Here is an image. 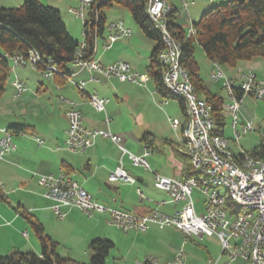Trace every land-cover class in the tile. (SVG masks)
I'll return each instance as SVG.
<instances>
[{"label":"crops","instance_id":"1","mask_svg":"<svg viewBox=\"0 0 264 264\" xmlns=\"http://www.w3.org/2000/svg\"><path fill=\"white\" fill-rule=\"evenodd\" d=\"M203 1L191 0L190 3L191 6H199ZM208 1L215 3L216 0ZM170 4L173 6V12L176 10L175 23L182 27L178 8L172 2ZM0 8L5 6L0 3ZM185 20L189 21V18ZM67 30L76 40L77 36L73 37L68 27ZM183 30L186 32L184 28ZM81 37L83 41V30ZM134 39L132 34L130 39L116 42L109 50L104 48V41L101 39L97 44L94 59L105 67L123 61L128 63L133 71L149 76L148 67L155 42L151 47L150 57H144L148 44L144 45L142 39L140 43ZM144 63L145 72H142L140 68ZM206 65L205 73L210 75L214 64L209 61ZM224 67H227L224 74L237 85L243 73L251 72L258 80L264 79V61L259 59L239 62L235 67L221 66L222 71ZM202 69L203 67L200 68V76L204 81ZM16 78L23 81L27 88L18 99L13 98ZM73 82L85 84L84 94L87 97L97 95L108 99L106 112H97ZM204 82L212 93L220 95L219 91L223 90L222 82ZM61 97L76 104L82 114V124L85 128L90 131L110 132L121 138L124 151L110 139L101 136L83 153L67 150L65 143L68 107L60 101ZM174 120L181 124L177 130L172 126ZM184 122L180 99L161 95L151 77L146 87H139L114 77L108 78L74 62L67 66V76L54 77L52 80L44 79L41 72L31 66L11 70L7 89L0 103V130L18 127L25 128L26 131L12 136L15 149L4 160H0V256H8L14 252L41 255L40 241L33 233L32 223L25 216L27 214L32 221L42 224L47 236L58 244L59 256L61 241L49 232L48 226L50 221L55 222L54 217L61 222L56 224L60 228L73 223L76 228L85 224L88 232L84 235L83 242L86 244L96 239H113L110 236L112 230L113 235H122L116 232V227L109 224L108 217L104 214L88 217L79 209L73 208L66 209L67 216L59 219L51 209L53 202L45 197V190L38 183L41 176H58L63 173L87 191L94 201L113 209L137 215H144L153 210L168 215L179 211L184 204L171 203L169 195L158 190L154 184L155 174L178 180L188 178L191 161L181 152ZM146 152H149L146 161L150 171L133 165L129 158V154L142 157ZM120 165L135 179V183H109L110 173ZM138 191L143 194V198ZM196 191L204 197L201 209H198L195 201L196 211L203 214L205 196ZM162 202L166 204L162 205ZM155 228L159 227L150 225L145 233H130L149 235ZM130 233H123L124 241L130 240L126 237ZM139 241L138 237L137 243ZM116 242L113 240L114 248L117 246ZM144 257L152 258L149 255ZM144 259L136 258L134 264ZM173 259L174 257L165 263Z\"/></svg>","mask_w":264,"mask_h":264},{"label":"built area","instance_id":"2","mask_svg":"<svg viewBox=\"0 0 264 264\" xmlns=\"http://www.w3.org/2000/svg\"><path fill=\"white\" fill-rule=\"evenodd\" d=\"M96 1L80 0V8L72 9L71 13L76 18L82 20L84 25L88 20H92L94 16L98 18L97 13H94ZM180 6L182 10L188 13L189 2L187 0H181ZM146 7H149L152 18L161 27L164 9L173 6L168 0H146ZM90 13H94L92 19ZM103 29L102 38L98 34L94 35V53L101 39L104 41V48L109 50L116 42L130 39L133 34L132 30L123 21L106 22ZM86 49V34L83 31V41L80 43L74 59V63L78 66L97 71L108 78L114 77L121 82L131 83L139 87H146L150 81L149 76L133 71L131 66L123 61L105 67L95 60L94 56L84 60L82 58ZM9 58L14 59L16 68H20V65H28L34 69H38V66L43 61L36 52L34 58H28V60H19V54L10 56ZM164 63L166 66V79H168L169 84L171 87H175L176 94L185 96V100H188L189 108H193V126H186L184 122L183 132L195 135L196 148H189L188 144L181 142V152L183 154H197L199 164L206 166L218 178H226L236 189V194L243 203L264 207V168L252 169V173L250 174L235 172L231 166L223 162H215V155H212L211 149L207 148L206 130L208 111L198 101L192 100V96L187 88L186 76L185 74H181L175 65V45L173 42L172 53L164 54ZM38 70L46 80H52L57 73L56 68L50 67ZM211 79L216 82H222L224 91L227 84H234L233 95L239 96L240 105H231L230 95L225 96V103L223 105V114L225 117L229 116L233 118L232 126L234 129H236L238 115L246 98L251 97L255 101H264V79L258 80L253 73H251V80H244V73L239 77L238 84H244V91H237V84L228 77L222 76L216 69H213ZM84 86L83 82L75 83V87L83 93V97L89 99L91 106L97 112L105 113L109 100L97 95L87 97L84 94ZM14 88V99L20 98L24 91L27 90L25 83L19 78L15 79ZM237 92H240L241 95ZM60 101L68 107L66 110L68 130L66 132L67 138L65 143L67 150L73 153H83L94 145L98 136H101L110 139L124 151L121 146V138L112 135L110 132L88 130L82 124V114L76 108V104L64 97H61ZM172 126L175 129L176 126H181V124L179 121L174 120L172 121ZM252 131L254 130L251 123L244 124L242 134H248ZM235 136V141L239 142L241 136L237 131H235ZM261 136L264 139V131L261 132ZM227 142H229L228 139L220 136L219 148L227 150ZM14 149L15 146L11 134L0 136V160H4ZM147 155H149V152H146L142 157L129 154V158L133 165L150 171L146 161ZM244 157H252V155L244 151ZM192 173L193 176L184 180L171 179L160 174H155V186L157 189L166 192L170 197L171 203L184 204L173 215L164 214L158 210H153L144 215H137L104 206L94 201L87 191L63 173L58 176H41L38 183L39 185H44V195L53 202L51 209L59 219H64L67 216L66 209L75 208L82 211L88 217L96 214L107 215L109 224L123 233H145L149 230L150 225H156L160 229L175 228L185 235L186 238L195 237L203 239L215 237L219 241L222 250L221 255L217 260L208 261V264H234L236 262L243 264H264V217H260L258 224H246V217L231 216L230 212L223 205V202H220L218 190L207 187L202 178L196 176L195 170H192ZM108 181L111 184L135 183V179L127 173L122 165L110 173ZM196 190L205 196L203 214H199L196 211L195 200L193 199V193ZM138 193L141 198L144 197L140 191ZM161 204L165 205L166 202H162ZM251 225H258V233H251ZM251 237H258V246L257 248H253V260H246L245 247L246 243H250ZM136 264L161 263H158L153 258H145L142 261H137ZM164 264H187V254L182 250L172 261Z\"/></svg>","mask_w":264,"mask_h":264},{"label":"trees","instance_id":"3","mask_svg":"<svg viewBox=\"0 0 264 264\" xmlns=\"http://www.w3.org/2000/svg\"><path fill=\"white\" fill-rule=\"evenodd\" d=\"M115 3L126 8L144 36L155 42L148 74L161 95L166 98L175 97L163 81L166 67L159 56L165 43L147 13L146 0L98 2L94 9V13L100 9L98 18L94 16V19V13H90L93 19L83 25L87 49L82 59L87 60L94 56V35L98 34L102 38L107 22V17L101 10L113 7ZM175 13L176 10L168 15L167 28L171 37L181 45L180 63L189 72L197 95L212 105L215 134L224 137L225 98L212 93L202 80L200 66L195 58L196 48L201 47L206 58L220 67H235L239 62H251L255 59L264 61V0H230L214 7L198 23H194V37H186L183 28L175 23ZM80 43L69 35L61 12L43 6L39 0H25L19 8H0V103L7 89L10 71L13 70L10 56L19 54L27 58L30 52H36L43 60L38 69L54 66L57 70L54 77H64L67 76V66L74 62ZM26 66L28 65L24 67ZM237 93L241 95L240 92ZM180 101L184 110V103L181 99ZM24 130L26 131L25 128L18 127L7 129L12 136ZM246 153L264 163V139L262 138L259 147ZM234 157L238 159L240 155L234 154ZM191 176L192 168L187 177ZM25 216L32 223L40 241L41 255L14 252L8 256H0V264H81L59 256L58 244L45 234L42 224L32 221L29 214ZM113 248L114 244L110 241H92V258L89 264H106Z\"/></svg>","mask_w":264,"mask_h":264},{"label":"rangeland","instance_id":"4","mask_svg":"<svg viewBox=\"0 0 264 264\" xmlns=\"http://www.w3.org/2000/svg\"><path fill=\"white\" fill-rule=\"evenodd\" d=\"M25 0H0V3L5 6L6 9L19 8L23 5ZM40 3L45 7H51L59 10L61 12V17L64 23L67 25L68 29L71 31V34L77 36L76 40L82 42V30H83V21L76 18L74 14L71 13L72 9L80 8V0H39ZM189 2L188 12L185 13L180 7V0H169L174 6L178 8V13L180 15V24L187 31L191 28L193 23H198L200 18L206 14L208 11L213 9L216 6L227 3L230 0H216L215 3H210L208 0H204V3H199V6H191V0ZM107 17V21H123L128 25L132 32L134 40L138 43L141 42V39L144 45L148 44L144 57H150L151 47L154 45V42L145 37L139 26L133 20L130 12L119 4H114L110 8H102L101 10ZM189 18V21L185 19ZM193 27V26H192ZM77 34V35H75ZM140 41V42H139ZM150 48V49H149ZM195 58L200 65L202 77L204 81L208 84L212 83L211 73H207V63H209L201 47L197 46L195 52ZM145 63L140 68V71L145 72ZM205 68V69H204ZM223 72L227 67L223 68ZM139 70V68H138ZM220 96L225 98L226 92L224 90L219 91ZM161 113V112H159ZM162 114V113H161ZM251 123L253 130L248 134H242V129L244 124ZM224 137L229 140V148L234 154L242 155L245 152H252L254 149L261 145V132L264 131V101H255L253 98L249 97L244 100L243 105L241 106L238 123L236 129L233 128V118L226 116L224 119ZM216 128V126H215ZM235 131L241 136L239 142L235 141ZM1 136V135H0ZM182 142V138H181ZM193 199L197 201L198 209H201L204 197L195 191L193 194ZM55 222L50 221L48 224L49 232L53 233L55 237H58L61 241V246L59 247V253L64 258L71 261L89 264L92 258V252L90 250V244L83 242L84 235L88 231L85 224H80L77 228L76 225L70 224L68 226H63L60 228L56 224L61 222L55 218ZM117 233L122 235H113V230L111 231V238L106 239L107 241L113 240L117 241V246L110 251L108 258L106 259V264H134L135 259L141 260L144 259V256H151L156 259L158 263H165L170 260L180 251H184L187 254V264H207L209 260H217L221 255V245L219 241L214 238H186L180 231L175 228H164L159 229L155 228L152 233L149 235H127L129 241H124L123 232L117 230ZM151 232V231H150ZM34 235L35 232L33 231ZM46 235L47 232H45ZM133 237V238H132ZM136 237V238H135ZM139 237L140 241L137 243V238ZM97 240V239H96ZM234 264H243L241 262H236Z\"/></svg>","mask_w":264,"mask_h":264},{"label":"bare ground","instance_id":"5","mask_svg":"<svg viewBox=\"0 0 264 264\" xmlns=\"http://www.w3.org/2000/svg\"><path fill=\"white\" fill-rule=\"evenodd\" d=\"M104 0H97L95 3V8L98 5V2ZM100 4V3H99ZM100 10V9H99ZM98 10V12H99ZM173 11V7H166L164 9V18H161V27L158 25V22L152 18V15L147 7V13L151 20L153 21L155 28L160 31L163 36L165 43L164 50L161 52L159 58L160 61L164 63V54L172 53V42L175 45V65L178 68L181 74H185L187 88L192 96V100L198 101L199 104L208 111L207 114V130H206V145L208 149H211V154L215 155V162H223L224 164L231 166L235 172L241 174H250L252 169L264 168V163L257 160L253 157H244V154L240 155L238 159H235L234 153L229 148V142H227V150L225 148H219L220 136L216 135L215 122L212 115V105L209 104L205 99L200 98L195 88L192 84L191 77L189 72L184 69L180 63L181 58V45L175 41L168 32L167 28V17ZM96 11V13H98ZM187 32V31H186ZM188 37H194L195 31L191 27L187 32ZM34 52H30L29 56L26 58L24 56H19V60H28V58H34ZM12 63V68L16 69L15 62L13 58H9ZM25 65H20V68H23ZM50 68H55L54 66H48ZM166 67V66H165ZM214 69L222 76L227 77L222 71L221 67L214 64ZM17 79V78H16ZM244 80H251V73H244ZM164 84L168 91L175 97L181 99L184 103V116L186 126H193L194 116L193 108H189L188 100H185V96L175 93V87H171L168 79H166V70L163 77ZM15 84V81H14ZM75 86V82H73ZM26 86V85H25ZM27 89V88H26ZM237 91H244V84L237 85ZM26 90L24 91V93ZM226 95H230V104L231 105H240V98L238 95H233L234 93V84H227L225 88ZM23 93V94H24ZM13 98H15V93ZM167 103V102H165ZM180 126H176L177 130ZM10 134L7 129L0 130V135ZM182 142L188 144L189 148H196V138L193 134H188V132H183L182 128ZM188 156L191 161V168L195 170L196 176L202 178L204 184L207 187L216 188L219 194L220 202H223L227 211L230 212L231 216L234 217H246V224H258L260 222V217H264V207L261 205H249L243 203L238 195L236 194V189L231 185L226 178H218L215 173L206 168L203 164H199V159L197 154H185ZM155 185V184H154ZM44 189V185H40ZM156 187V186H155ZM157 188V187H156ZM251 233H258V225H251ZM258 246V237H251L250 243H246L245 254L246 260H253V248Z\"/></svg>","mask_w":264,"mask_h":264}]
</instances>
